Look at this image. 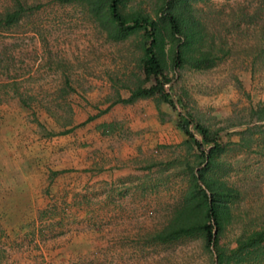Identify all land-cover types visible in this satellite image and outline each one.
<instances>
[{
	"label": "rangeland",
	"instance_id": "rangeland-1",
	"mask_svg": "<svg viewBox=\"0 0 264 264\" xmlns=\"http://www.w3.org/2000/svg\"><path fill=\"white\" fill-rule=\"evenodd\" d=\"M20 1L27 8L16 23L0 24V264H215L200 234L150 237L204 165L169 105L112 103L142 78L138 36L109 40L79 2ZM156 4L127 0L126 9L152 14ZM259 5L195 3L208 13L214 43L231 51L207 68L169 69L164 87L176 108L221 128L222 148L205 175L237 191L218 239L228 249L264 225V115L255 111L264 66L247 54L256 26H232L239 11ZM12 8L0 0V14ZM245 130L249 146L240 147ZM241 264H264V247Z\"/></svg>",
	"mask_w": 264,
	"mask_h": 264
},
{
	"label": "trees",
	"instance_id": "trees-1",
	"mask_svg": "<svg viewBox=\"0 0 264 264\" xmlns=\"http://www.w3.org/2000/svg\"><path fill=\"white\" fill-rule=\"evenodd\" d=\"M59 1L82 3L109 40L118 42L130 35L138 36L140 54L137 67L142 78L139 80L135 76L136 82L127 88L128 95H117L112 103L131 104L147 98L166 103L175 111L177 125H181L185 136L192 139L195 149L201 154L203 168L190 174L188 190L180 207L161 229L151 234L152 241L164 243L200 234L203 246L212 248L215 264H241L246 256L264 247V225L242 234L236 239L234 248L218 244L228 203L237 197L236 190L205 175L206 169L214 164V155L222 148L218 139L221 128L210 129L198 122L181 103L180 108H176V101L164 88L171 82L167 74L169 69L207 68L231 51L230 47L225 48L224 43H214V32L206 30L207 11L193 6L203 0H157L159 4L152 14L138 8L126 9L127 0ZM26 8L20 0H13V8L0 14V24L10 26L16 23ZM232 23L235 28L241 23L256 26V41L247 48V54L251 55V60H260L264 66V7L259 5L252 14L239 11ZM19 99L23 102L22 97ZM255 111L264 115V102ZM186 125L193 127L199 139L182 127ZM70 129L68 127L59 133H67ZM244 133L246 130L240 133L236 143L240 147L249 146V137Z\"/></svg>",
	"mask_w": 264,
	"mask_h": 264
}]
</instances>
